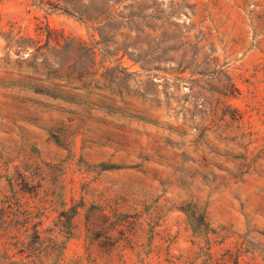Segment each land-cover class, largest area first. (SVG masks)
Returning <instances> with one entry per match:
<instances>
[{
  "label": "rangeland",
  "instance_id": "1",
  "mask_svg": "<svg viewBox=\"0 0 264 264\" xmlns=\"http://www.w3.org/2000/svg\"><path fill=\"white\" fill-rule=\"evenodd\" d=\"M0 264H264V0H0Z\"/></svg>",
  "mask_w": 264,
  "mask_h": 264
},
{
  "label": "trees",
  "instance_id": "2",
  "mask_svg": "<svg viewBox=\"0 0 264 264\" xmlns=\"http://www.w3.org/2000/svg\"><path fill=\"white\" fill-rule=\"evenodd\" d=\"M28 48H34V51L37 55H39L42 52V50L44 49V47L39 46L37 43H33V44L29 45Z\"/></svg>",
  "mask_w": 264,
  "mask_h": 264
}]
</instances>
